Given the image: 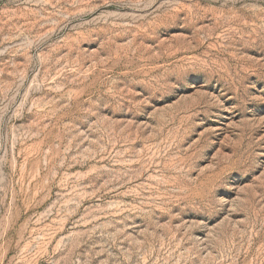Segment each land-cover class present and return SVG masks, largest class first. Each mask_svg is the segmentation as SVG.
Here are the masks:
<instances>
[{"label": "rangeland", "instance_id": "1", "mask_svg": "<svg viewBox=\"0 0 264 264\" xmlns=\"http://www.w3.org/2000/svg\"><path fill=\"white\" fill-rule=\"evenodd\" d=\"M0 264H264V0H0Z\"/></svg>", "mask_w": 264, "mask_h": 264}]
</instances>
